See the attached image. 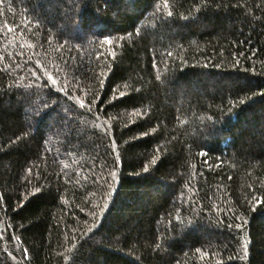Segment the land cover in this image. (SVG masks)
I'll use <instances>...</instances> for the list:
<instances>
[{"label":"trees","instance_id":"16d2710c","mask_svg":"<svg viewBox=\"0 0 264 264\" xmlns=\"http://www.w3.org/2000/svg\"><path fill=\"white\" fill-rule=\"evenodd\" d=\"M0 264H264V0H0Z\"/></svg>","mask_w":264,"mask_h":264},{"label":"snow or ice","instance_id":"6c2138e0","mask_svg":"<svg viewBox=\"0 0 264 264\" xmlns=\"http://www.w3.org/2000/svg\"><path fill=\"white\" fill-rule=\"evenodd\" d=\"M105 42H107V40L105 41ZM51 78V77H50ZM115 175V173H113V176ZM237 227H240V225H237Z\"/></svg>","mask_w":264,"mask_h":264}]
</instances>
